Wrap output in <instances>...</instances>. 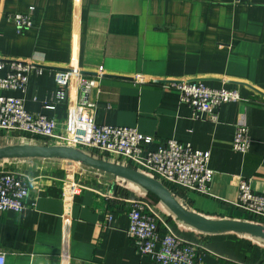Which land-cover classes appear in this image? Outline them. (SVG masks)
Listing matches in <instances>:
<instances>
[{
    "label": "crops",
    "instance_id": "obj_1",
    "mask_svg": "<svg viewBox=\"0 0 264 264\" xmlns=\"http://www.w3.org/2000/svg\"><path fill=\"white\" fill-rule=\"evenodd\" d=\"M31 8L33 24L19 33L13 16ZM0 58L42 68L30 74L24 91L0 94L22 97L29 111L59 120L83 93L73 79L58 102L56 71L78 68L87 77L103 71L89 95L97 123L135 127L153 137L151 148L173 138L210 151L208 193L169 189L184 207L212 219L264 225L235 206L241 178L264 194V0H0ZM177 80L235 88L243 99L222 105L218 122L196 119L178 91L165 87ZM237 123L250 129L245 154L233 149ZM23 142L0 132V146ZM0 167L35 177L34 206L22 213L0 210L5 264H61L66 235L70 264H160L140 254L127 235L130 197L149 199L163 219L161 228L204 247L206 264H264V238L203 232L126 179L62 159H4ZM70 175L86 186L64 200L62 180Z\"/></svg>",
    "mask_w": 264,
    "mask_h": 264
},
{
    "label": "built area",
    "instance_id": "obj_2",
    "mask_svg": "<svg viewBox=\"0 0 264 264\" xmlns=\"http://www.w3.org/2000/svg\"><path fill=\"white\" fill-rule=\"evenodd\" d=\"M241 3L248 0H234ZM13 19L19 33L30 28L32 8L27 13H16ZM35 63L0 58V90L14 92L25 90L33 71L41 70ZM5 70L4 73H2ZM84 76L78 68L56 71L57 101H63L73 79H76L83 93L81 102L73 105L67 117L59 120L54 116L31 112L25 106L24 98L0 94V132L23 139V143L49 144L75 147L94 155L95 149L113 158L122 160L123 165L139 170L156 178L169 189L184 187L189 191L208 193L214 178L210 167V151L195 148L191 143L169 139L164 146L151 148L153 137L139 132L135 127L106 125L96 122L89 110L96 103L89 99L102 76ZM178 91L180 102L188 105L194 118L205 116L212 122L219 121L218 109L229 102L242 100V94L235 88H215L197 80H177L165 84ZM252 144L249 127L237 123L233 138V149L247 153ZM92 153H90V152ZM32 174L0 167V210L24 212L35 205L31 201ZM86 184L74 179L73 175L62 180L64 200L82 192ZM112 198L106 195L105 198ZM30 200V201H29ZM129 217L128 237L143 256L160 264H206L205 249L200 244L178 236L170 227L161 228L163 219L154 209L153 203L144 197L127 198L125 201ZM235 206L253 219H264V194L253 190L251 180L241 178ZM69 217L68 215L65 216ZM108 214V219H111ZM66 223L70 220L65 219ZM69 226L66 225V228ZM66 235L61 264H70ZM6 263V253L0 248V264ZM227 264H238L229 261Z\"/></svg>",
    "mask_w": 264,
    "mask_h": 264
},
{
    "label": "water",
    "instance_id": "obj_3",
    "mask_svg": "<svg viewBox=\"0 0 264 264\" xmlns=\"http://www.w3.org/2000/svg\"><path fill=\"white\" fill-rule=\"evenodd\" d=\"M47 158L78 162L81 165L123 178L145 188L156 196L176 217L203 232L233 231L264 238V225L255 222L212 219L184 207L167 186L139 170L93 156L75 147L49 144H9L0 146V160Z\"/></svg>",
    "mask_w": 264,
    "mask_h": 264
},
{
    "label": "trees",
    "instance_id": "obj_4",
    "mask_svg": "<svg viewBox=\"0 0 264 264\" xmlns=\"http://www.w3.org/2000/svg\"><path fill=\"white\" fill-rule=\"evenodd\" d=\"M94 154L96 155V156H98L99 158H101V157H103V155H104V153H101L99 150H97V149H95L94 151ZM117 159V158H116ZM109 160V159H108ZM109 161H112V162H115V163H120V164H123L122 163V160H120V162H119V159H117V160H109ZM148 195H149V197L151 198V200H153V201H157V202H161L156 196H154L153 194H151V193H149L148 192Z\"/></svg>",
    "mask_w": 264,
    "mask_h": 264
},
{
    "label": "rangeland",
    "instance_id": "obj_5",
    "mask_svg": "<svg viewBox=\"0 0 264 264\" xmlns=\"http://www.w3.org/2000/svg\"><path fill=\"white\" fill-rule=\"evenodd\" d=\"M13 141V140H12ZM11 141V142H12ZM9 143H11L10 141H8ZM37 144H41V143H38V142H36ZM29 144H32V143H29ZM96 157H98V156H96ZM77 163V162H76ZM77 164H80V163H77Z\"/></svg>",
    "mask_w": 264,
    "mask_h": 264
},
{
    "label": "bare ground",
    "instance_id": "obj_6",
    "mask_svg": "<svg viewBox=\"0 0 264 264\" xmlns=\"http://www.w3.org/2000/svg\"><path fill=\"white\" fill-rule=\"evenodd\" d=\"M78 163V162H77Z\"/></svg>",
    "mask_w": 264,
    "mask_h": 264
}]
</instances>
